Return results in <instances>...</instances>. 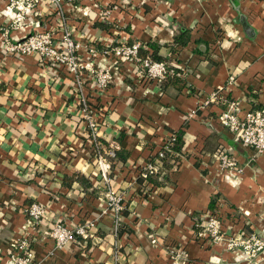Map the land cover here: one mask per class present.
<instances>
[{
	"label": "crops",
	"instance_id": "1",
	"mask_svg": "<svg viewBox=\"0 0 264 264\" xmlns=\"http://www.w3.org/2000/svg\"><path fill=\"white\" fill-rule=\"evenodd\" d=\"M48 3L18 27L9 0H0V264H14L11 245L24 230L33 202L68 227L97 220L89 240L63 248L52 239L37 241L35 264H113L117 251L122 264H246L239 250L198 238L195 227L218 214L227 234L264 239V153L237 142L220 125L222 102L198 107L223 88L221 98L240 101L244 110H264V0ZM108 9L109 23L103 17ZM109 25L115 26L110 32ZM37 30L53 31L58 39L71 33L83 47L95 42L101 53L95 66L113 73L97 106L104 112L98 117L99 139L116 141L125 160L117 161L112 175V187L124 194L122 236L107 210L106 186L97 177L73 76L37 54L2 50L4 33L17 42ZM182 33L187 42L175 45ZM114 38L143 48L160 46V56L183 81L159 84L132 63L103 55L104 44ZM86 53L81 49L83 61ZM231 75L236 81L228 85ZM89 84L85 91L92 96ZM180 131L184 145L173 168L164 179L155 177L156 184L145 183L135 168ZM221 152L239 164L240 174L222 170ZM77 173L91 187L65 184ZM253 264H264V252Z\"/></svg>",
	"mask_w": 264,
	"mask_h": 264
},
{
	"label": "built area",
	"instance_id": "2",
	"mask_svg": "<svg viewBox=\"0 0 264 264\" xmlns=\"http://www.w3.org/2000/svg\"><path fill=\"white\" fill-rule=\"evenodd\" d=\"M43 1L49 2L48 4L53 2L60 6L65 0H9L8 7L14 12L15 26L21 27L25 23V19L32 15ZM67 1H77L81 5L85 0ZM121 3L127 5L130 0H121ZM84 13L87 14V11ZM103 17L109 23L111 10H105ZM62 24V20L59 19L58 27L61 28ZM3 41L2 50L5 53L22 57L37 54L44 63L47 62L53 67L62 68L73 76L76 85L75 96L84 115L89 139L94 145L92 149L97 177L106 186L107 210L112 214L114 227L118 230L126 208L124 194L112 187L113 162L117 159L114 149L118 144L116 141L106 144L99 139L101 120L98 117L104 112L98 109L97 105L99 104L94 97L87 95L85 91L86 83H92L93 92L100 96L114 80L110 68L95 66V60L101 55L97 50L96 43L90 41L83 47L71 33H65L58 39L50 30H37L17 42H12L9 36L4 33ZM104 46L106 50L102 53L103 55L112 56L119 62L132 63L135 65L136 71L148 80H155L161 84L168 75L175 72L164 62H155L148 58L142 59L139 55L142 48L139 42L114 38L105 43ZM81 49L87 52L84 61L81 59ZM235 81V75H231L227 84L232 85ZM222 92L223 88L212 92L207 101L198 109H203L213 102H222L223 110L218 115L220 125L231 132L237 142L253 148L256 154L264 153V110H244L240 101L221 98ZM195 112L191 113L190 117L194 116ZM168 140L164 149L175 156L176 154H173L171 149L172 142L170 143L173 138ZM165 151H160L153 162H148L142 167L139 178L145 183H148L150 177L157 176L163 169L162 158L165 156ZM217 159L220 161L223 171L236 174L242 172L239 164L227 153H219ZM27 214L28 220L24 230L11 245V258L14 264H35L33 248L39 240L52 239L57 247L63 248L79 239L84 241L91 239L94 237L93 230L97 226V220H88L68 227L62 219L52 220L48 208L38 202H33L27 208ZM195 229L198 238H206L211 244H223L229 251L239 250L245 256L246 264H253L264 252V239L257 235H234L229 238L226 233L227 229L219 216H205L198 225L196 224ZM121 262L122 255L117 251L113 264H122Z\"/></svg>",
	"mask_w": 264,
	"mask_h": 264
},
{
	"label": "trees",
	"instance_id": "3",
	"mask_svg": "<svg viewBox=\"0 0 264 264\" xmlns=\"http://www.w3.org/2000/svg\"><path fill=\"white\" fill-rule=\"evenodd\" d=\"M113 27H115V26L114 25H109V26H106V29L109 30V32H110V29L113 28ZM186 35H187V33L180 34L175 39V45L176 44H180V43H181V45H184L187 42V40H188ZM131 42H133V41H131ZM102 48H103V46H102ZM159 49H160V46H158L156 44H149L148 47H145V48L142 47L141 48V50L139 51V55H140V57L142 59L148 58V59H150L152 61H155V62H164V63L167 64V61L162 56H160ZM102 50H106V47L104 46V48ZM102 53H103V51H102ZM168 65H169V63L167 64V66ZM169 68L173 69L175 72L173 74L167 76V78L165 79V81H167V84L168 83H179V82H182L183 80L180 77L181 76V72L178 69H175V68H173L171 66H169ZM86 85L88 86V88H90V85L88 83H86ZM92 96L94 97V99L96 100L97 103L101 99V97L97 96L94 92L92 93ZM257 109H260V108H257ZM183 135H184L183 131L172 132V134L170 135L169 138L170 139L173 138V140L170 141V143L172 142L171 149L173 151V154L174 153L178 154L182 150V147L184 145ZM168 139H166L165 142L163 143V145L160 146V149L157 151V153L155 155H153L150 158H148V162H153L154 159H156L158 157L160 151H165L164 145H165L166 142L169 141ZM114 150L116 152L117 159L113 162V169H114V167L116 168L117 161H118V163L125 161L123 156H121V154H120V148L117 146ZM164 153H165V156H164V158H162L163 169L161 170V172L157 176H155V177H159V178H162V179L165 178L166 174H168V172L173 168V165L175 164V156L172 155L170 152H167V151H165ZM141 170H142V168L137 166L135 168L134 172L136 174L140 175ZM155 177H150L148 182H153L154 184H156ZM74 182L80 183L85 188L91 187V183L88 181V179L85 176H83V175H81L79 173L74 174V175H72L70 177H66L65 184L68 187L71 186ZM213 215L216 216V217L219 216L218 214H213ZM124 231H125V227H124V223L122 221L120 226H119V228H118V230H117V235L118 236H122ZM227 236H229V238H230V237H233L234 235L227 234ZM241 236H247V235H241Z\"/></svg>",
	"mask_w": 264,
	"mask_h": 264
}]
</instances>
